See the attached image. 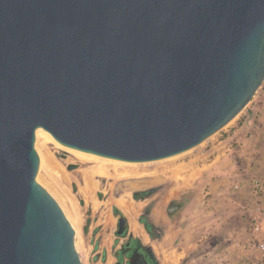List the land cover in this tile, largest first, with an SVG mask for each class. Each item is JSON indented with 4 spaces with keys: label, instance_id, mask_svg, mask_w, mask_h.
<instances>
[{
    "label": "water",
    "instance_id": "1",
    "mask_svg": "<svg viewBox=\"0 0 264 264\" xmlns=\"http://www.w3.org/2000/svg\"><path fill=\"white\" fill-rule=\"evenodd\" d=\"M263 80L264 0H0V264H82L36 178L38 127L154 161L222 129Z\"/></svg>",
    "mask_w": 264,
    "mask_h": 264
},
{
    "label": "rangeland",
    "instance_id": "2",
    "mask_svg": "<svg viewBox=\"0 0 264 264\" xmlns=\"http://www.w3.org/2000/svg\"><path fill=\"white\" fill-rule=\"evenodd\" d=\"M35 148L41 161L36 178L74 227L82 264H115L114 207L132 234L149 241L137 221L146 200L136 201L133 193L151 186L162 187L151 199L152 215L161 226L160 238L152 242L159 264H256L247 234L254 200L248 179L256 176L264 183V80L231 122L172 161L79 160L68 148L39 136ZM98 168L104 173H95ZM237 181L241 189L234 191L231 184ZM181 197L184 206L167 216L170 200Z\"/></svg>",
    "mask_w": 264,
    "mask_h": 264
},
{
    "label": "flooded vegetation",
    "instance_id": "3",
    "mask_svg": "<svg viewBox=\"0 0 264 264\" xmlns=\"http://www.w3.org/2000/svg\"><path fill=\"white\" fill-rule=\"evenodd\" d=\"M161 190L162 187L151 186L133 193V198L136 201L146 200L137 221L141 224L149 241H144L140 237L132 234L129 231L125 216L116 207L113 208L112 213L117 218L114 231L117 240L112 253L115 264H128L129 257L135 250L143 255L147 264H159L158 257L152 248V242L160 238L161 226L152 215L155 203L152 202L151 199L158 195ZM184 204V197L170 200L166 208L167 216L171 217L177 214ZM145 223L148 224L150 230H147Z\"/></svg>",
    "mask_w": 264,
    "mask_h": 264
},
{
    "label": "built area",
    "instance_id": "4",
    "mask_svg": "<svg viewBox=\"0 0 264 264\" xmlns=\"http://www.w3.org/2000/svg\"><path fill=\"white\" fill-rule=\"evenodd\" d=\"M218 153L216 157H218ZM234 191L241 189L240 182H232ZM248 188L254 197L253 206L248 214V244L256 264H264V183L256 176L248 179Z\"/></svg>",
    "mask_w": 264,
    "mask_h": 264
},
{
    "label": "bare ground",
    "instance_id": "5",
    "mask_svg": "<svg viewBox=\"0 0 264 264\" xmlns=\"http://www.w3.org/2000/svg\"><path fill=\"white\" fill-rule=\"evenodd\" d=\"M233 120V119H232ZM231 120V121H232ZM230 121V122H231ZM36 138L37 136L39 137H42L44 139H47V140H53L54 142L58 143L57 141H55L53 139V137L50 135V133H48L46 130H44L43 128L41 127H38L36 129ZM212 136V135H211ZM210 136V137H211ZM204 142V141H203ZM203 142H201L200 144H202ZM199 145V144H198ZM197 146V145H196ZM68 148V147H66ZM193 148L195 147H192L186 151H183L181 153H178V154H175V155H172V156H169V157H165V158H162V159H158V160H154L155 162H164V161H172V160H175L177 158H179L180 156L188 153L189 151H191ZM68 151L71 152L72 154H74L79 160H86L88 158H94V159H97V158H102L104 160H112L114 162H118V163H127V164H144V163H151V161H147V162H127V161H121V160H116V159H111V158H106V157H101V156H98V155H95V154H91V153H86V152H83V151H80V150H76V149H72V148H68ZM41 162V161H40ZM95 173H98V174H103L104 173V170L98 168V169H95ZM197 175V172L196 171H193L192 173V176L191 178L193 179L195 176ZM76 233V232H75ZM76 237V235H75Z\"/></svg>",
    "mask_w": 264,
    "mask_h": 264
},
{
    "label": "crops",
    "instance_id": "6",
    "mask_svg": "<svg viewBox=\"0 0 264 264\" xmlns=\"http://www.w3.org/2000/svg\"><path fill=\"white\" fill-rule=\"evenodd\" d=\"M208 264H210V263H208ZM222 264H249V263L243 262L241 260H233L232 263H222Z\"/></svg>",
    "mask_w": 264,
    "mask_h": 264
},
{
    "label": "trees",
    "instance_id": "7",
    "mask_svg": "<svg viewBox=\"0 0 264 264\" xmlns=\"http://www.w3.org/2000/svg\"><path fill=\"white\" fill-rule=\"evenodd\" d=\"M146 224V223H145ZM147 230H150V227L148 226V224H146Z\"/></svg>",
    "mask_w": 264,
    "mask_h": 264
}]
</instances>
